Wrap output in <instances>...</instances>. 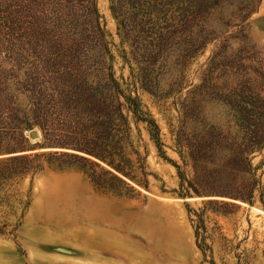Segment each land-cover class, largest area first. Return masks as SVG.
<instances>
[{"label":"rangeland","instance_id":"1","mask_svg":"<svg viewBox=\"0 0 264 264\" xmlns=\"http://www.w3.org/2000/svg\"><path fill=\"white\" fill-rule=\"evenodd\" d=\"M244 2L199 6L191 30L199 41L204 38L202 48L142 56L132 52L140 46L137 27L121 42L110 0H95L114 75L137 95L143 117L154 120L160 144L146 121L130 117L138 154L130 152L136 176L127 181L62 144L70 140L61 120L47 124V138L34 123L22 128V138L0 126V158L27 156L15 162L26 170L0 184V264H264V212L253 208L263 210L264 144L250 155L259 181L252 204L218 192L241 178L220 166L222 153L212 155L211 163H194L188 154L211 128L232 134L240 129L232 117L240 99H256V109L264 111V0L246 18L238 13ZM62 3L0 0V87L17 95L18 107H29L23 91L35 70L20 48L36 45L18 41L5 18L15 15L57 32L80 29L81 18L66 13ZM20 6L30 10L8 13ZM140 67L153 71L152 92L133 83L131 68L134 73Z\"/></svg>","mask_w":264,"mask_h":264},{"label":"trees","instance_id":"2","mask_svg":"<svg viewBox=\"0 0 264 264\" xmlns=\"http://www.w3.org/2000/svg\"><path fill=\"white\" fill-rule=\"evenodd\" d=\"M213 1L110 0V9L117 20L121 42H127L133 36L134 25L137 27L135 36L140 46L132 52L140 51L142 56L149 53L162 56L168 49L190 50L204 46V38L203 41L198 40L197 34L191 30V23L199 6L211 7ZM258 1L247 0L238 8V13H245L243 17L246 18L255 11ZM64 2L61 6L66 13H77L81 18L80 29L71 25L66 31L57 32L47 27L40 29L36 21H26L15 15L5 18L18 41L22 39L24 44L36 45L35 48H25V45L20 48L29 68L35 70L27 74L26 79L32 82L25 84L23 91L29 107H18L17 95L4 93L7 85L0 87V126L9 127L11 133L17 131L22 138V128L34 123L47 138L51 136L49 125L54 120H61L70 140L62 144L95 157L129 180H135L136 167L130 152L138 153L130 139V117L134 121H146L150 136L159 145L158 127L152 118L143 117L137 95L132 96L114 75L113 56L98 24L95 0ZM24 7L8 13H23L28 8ZM123 57L129 61L126 54ZM152 72V69L140 67L133 73L131 68L133 83L137 81L140 88L152 92L151 86L155 84ZM240 102L249 105V109L244 110ZM239 103L232 117L240 129L232 134L228 130L211 128L206 137L194 141L188 154L194 163H211L215 161L212 155L222 153L223 156L217 157L221 160L220 166L237 170L241 178L237 186H228V189L218 192L252 204L259 181L253 177L250 155L264 144V111L256 109L260 107L255 104L256 99L242 98ZM26 157L12 155L0 158V184L26 170L24 166L15 165ZM259 200L264 210L262 195Z\"/></svg>","mask_w":264,"mask_h":264},{"label":"water","instance_id":"3","mask_svg":"<svg viewBox=\"0 0 264 264\" xmlns=\"http://www.w3.org/2000/svg\"><path fill=\"white\" fill-rule=\"evenodd\" d=\"M30 135L31 137H36V132L35 131H31L30 132ZM86 156L88 157H91L95 162L101 164L102 166L106 167L107 169L111 170L112 172L116 173V174H119L118 172H116L113 168L109 167L107 164H105L104 162L100 161L99 159L95 158V157H92V156H89L87 154H85ZM123 179L129 181L126 177H124L123 175L119 174ZM233 201H236V202H240V203H243L242 201L240 200H237V199H233L231 198Z\"/></svg>","mask_w":264,"mask_h":264},{"label":"bare ground","instance_id":"4","mask_svg":"<svg viewBox=\"0 0 264 264\" xmlns=\"http://www.w3.org/2000/svg\"><path fill=\"white\" fill-rule=\"evenodd\" d=\"M255 210L257 211H260V212H264L263 210L259 209V208H256V207H253Z\"/></svg>","mask_w":264,"mask_h":264}]
</instances>
